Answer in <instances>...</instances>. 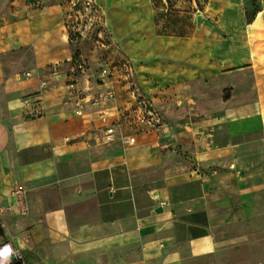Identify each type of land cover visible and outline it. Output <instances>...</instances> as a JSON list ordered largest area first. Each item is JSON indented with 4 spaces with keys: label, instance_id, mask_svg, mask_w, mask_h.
Wrapping results in <instances>:
<instances>
[{
    "label": "crops",
    "instance_id": "obj_1",
    "mask_svg": "<svg viewBox=\"0 0 264 264\" xmlns=\"http://www.w3.org/2000/svg\"><path fill=\"white\" fill-rule=\"evenodd\" d=\"M97 1L142 90L155 104L185 97L201 118L133 128L118 93L106 121L104 106L77 114L66 27L0 16V203L20 182L30 204L0 214V242L17 264H264V7L250 18L245 0H193L191 32L168 34L151 0ZM203 85L202 102L184 93ZM113 123L121 136L105 143Z\"/></svg>",
    "mask_w": 264,
    "mask_h": 264
},
{
    "label": "rangeland",
    "instance_id": "obj_2",
    "mask_svg": "<svg viewBox=\"0 0 264 264\" xmlns=\"http://www.w3.org/2000/svg\"><path fill=\"white\" fill-rule=\"evenodd\" d=\"M151 1L154 4L155 16L161 33L187 34L191 32L190 12L193 8V0ZM245 1L249 14L264 7V0ZM205 2L206 0H195L196 7L202 8ZM16 12L46 13L57 16L59 22L70 34L74 53L71 61L74 69H71V73L76 78L71 80L79 83L81 87L79 92L85 96L89 92L113 88L116 94L126 96L130 105L127 120L133 128L139 124L142 129L153 127L160 121L169 122L172 120L171 114L180 112V110L184 113L194 112V117H192L194 125L201 118L202 111L196 106L185 110V104L186 106L194 104L193 101L185 103V97H182L180 102L179 99L162 100L161 98V100H156V105L152 95L142 90L135 63L128 62L118 53L106 30L104 8L97 0H0V16H13ZM204 87L206 85L202 88L199 86L192 90L189 89L184 93L202 102L203 97L200 91ZM133 92L134 96L131 94ZM157 106L161 107L165 115L163 118ZM153 110L159 113L160 121H153L150 124L148 121L153 118L151 114Z\"/></svg>",
    "mask_w": 264,
    "mask_h": 264
},
{
    "label": "built area",
    "instance_id": "obj_3",
    "mask_svg": "<svg viewBox=\"0 0 264 264\" xmlns=\"http://www.w3.org/2000/svg\"><path fill=\"white\" fill-rule=\"evenodd\" d=\"M27 76H31V72L26 73ZM48 81L43 80L42 85L46 86L48 85ZM69 87L71 90L78 92L77 83L76 82H70ZM116 97V93L113 88H108L101 90L97 93L87 95V96H81L77 93V99L76 102V113L81 115L83 113L84 107L87 104H94L98 106H106ZM24 103L28 106H31L33 103V99L30 97H27L24 99ZM35 114H40L41 109L40 108H34ZM151 114L153 116L152 119H150L148 122L150 124L160 121V115L155 110L151 111ZM102 120L106 121L107 116V109L106 107L102 111ZM122 133L121 125L120 124H109L105 127L104 133L102 135V141L105 143H111L114 142L121 136ZM136 140L135 136H129V137H123V141L126 143H134ZM12 198L13 202L8 205H4L0 203V214H8V213H15V214H27L30 210V204L28 199V190L26 186L23 183L16 182L12 189ZM11 246L13 249V253L10 257V260L7 262V264H17L21 263L23 261V254L20 251V249L11 241L6 240L0 244V249L4 248L5 246Z\"/></svg>",
    "mask_w": 264,
    "mask_h": 264
},
{
    "label": "clouds",
    "instance_id": "obj_4",
    "mask_svg": "<svg viewBox=\"0 0 264 264\" xmlns=\"http://www.w3.org/2000/svg\"><path fill=\"white\" fill-rule=\"evenodd\" d=\"M12 253L13 249L10 245L0 249V264H7V262L10 260Z\"/></svg>",
    "mask_w": 264,
    "mask_h": 264
},
{
    "label": "trees",
    "instance_id": "obj_5",
    "mask_svg": "<svg viewBox=\"0 0 264 264\" xmlns=\"http://www.w3.org/2000/svg\"><path fill=\"white\" fill-rule=\"evenodd\" d=\"M259 10V9H258ZM258 10H255L252 14H250V18L253 17V15H255L257 13Z\"/></svg>",
    "mask_w": 264,
    "mask_h": 264
}]
</instances>
